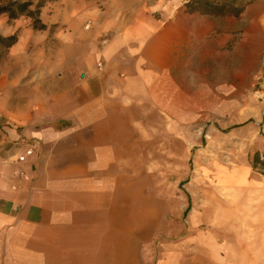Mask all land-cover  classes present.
<instances>
[{"label": "crops", "instance_id": "crops-1", "mask_svg": "<svg viewBox=\"0 0 264 264\" xmlns=\"http://www.w3.org/2000/svg\"><path fill=\"white\" fill-rule=\"evenodd\" d=\"M160 1L55 0L40 8L45 28L37 37L53 54L45 64L53 79L46 100L66 123L46 133L69 134L62 156L48 153L38 164L31 158L19 176L0 180V264H138L127 239L113 238L107 144H125L121 118L136 102L170 98L175 70L193 61L206 33L219 24L221 32L239 31L237 19L157 16ZM27 23L13 20L25 25L24 35ZM248 165L223 180L231 199L210 216L201 209L198 236H187V264H264V174Z\"/></svg>", "mask_w": 264, "mask_h": 264}, {"label": "rangeland", "instance_id": "rangeland-1", "mask_svg": "<svg viewBox=\"0 0 264 264\" xmlns=\"http://www.w3.org/2000/svg\"><path fill=\"white\" fill-rule=\"evenodd\" d=\"M30 1L31 9L53 2ZM187 1L161 0L155 14L185 12ZM206 17L237 19L239 31L221 32L219 24L206 33L193 61L175 70L170 98L136 102L121 118L128 127L125 144H107L113 238L127 239L138 264H187V236H198L201 209L210 216L226 195L231 199L222 191L223 180L248 168L254 152L264 154L255 148L261 144L264 150V0L238 18ZM25 19L28 35L25 25L14 27L0 14V36L17 35L13 46L0 45V180L19 176L31 158L38 164L48 153L62 156L69 134L46 133L66 123L46 100L53 79L45 64L53 54L43 51L39 30ZM27 147L34 148L33 155L18 162Z\"/></svg>", "mask_w": 264, "mask_h": 264}, {"label": "trees", "instance_id": "trees-1", "mask_svg": "<svg viewBox=\"0 0 264 264\" xmlns=\"http://www.w3.org/2000/svg\"><path fill=\"white\" fill-rule=\"evenodd\" d=\"M0 14H5L8 20H14L19 17L29 18L33 30H43L45 28L38 19L39 8L42 2L31 9L30 0H0ZM55 1V0H52ZM257 0H188L183 7L188 14H199L209 17L231 16L238 18L245 9ZM17 35L0 36V45L9 48L16 44ZM233 128V127H232ZM259 152H254L251 157V168L261 174H264V158H260Z\"/></svg>", "mask_w": 264, "mask_h": 264}, {"label": "built area", "instance_id": "built-area-1", "mask_svg": "<svg viewBox=\"0 0 264 264\" xmlns=\"http://www.w3.org/2000/svg\"><path fill=\"white\" fill-rule=\"evenodd\" d=\"M89 25V22L86 24V27ZM34 153L33 147H27L21 155L17 157L18 162H25L29 157H31ZM260 158H264V154H261Z\"/></svg>", "mask_w": 264, "mask_h": 264}]
</instances>
